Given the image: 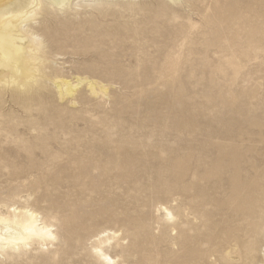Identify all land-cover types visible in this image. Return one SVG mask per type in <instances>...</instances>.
Returning a JSON list of instances; mask_svg holds the SVG:
<instances>
[{
  "label": "rangeland",
  "instance_id": "374dc122",
  "mask_svg": "<svg viewBox=\"0 0 264 264\" xmlns=\"http://www.w3.org/2000/svg\"><path fill=\"white\" fill-rule=\"evenodd\" d=\"M71 1L68 12L58 13L60 23L44 24L51 27L49 47L60 54L57 66L69 79L103 82L113 98L108 104L97 100L72 106L53 89L42 99L32 94L36 100L22 109L11 90H5L0 100V198L19 188L29 190L32 201L47 199L41 207L46 211L70 212L64 180L71 167L81 169L90 175L84 183L94 186L91 197L106 200L95 207L134 212L147 205L144 210L152 212L137 228L141 246L124 264H151L146 257L164 264L165 256L178 247L173 246L176 241L163 238L166 225L148 206L153 194H172L178 188V203L185 200L183 185L195 182L192 173L199 156H209L203 172L219 159L230 162L232 148L220 153L226 142H242L240 149L255 155L258 133L264 134V51L245 52L244 37L231 40L243 51L235 74L228 61L231 47L222 41L227 32L221 29L217 35L191 28L202 26L193 10L199 0ZM218 1L235 12L249 13L245 21L259 13L256 5H264V0ZM171 56L177 70L174 81H159ZM128 150L139 158L121 165ZM189 163L192 169L184 176ZM126 173L133 181L129 196L116 181ZM229 178H223L227 186L221 190L226 199L231 195ZM205 182L212 188L218 179ZM89 208L80 206L76 212L86 216ZM75 248L66 264H92L81 246ZM57 249L66 247L33 248L27 256L0 264H56L48 260ZM184 257H189L187 251L180 250L169 264Z\"/></svg>",
  "mask_w": 264,
  "mask_h": 264
},
{
  "label": "bare ground",
  "instance_id": "6f19581e",
  "mask_svg": "<svg viewBox=\"0 0 264 264\" xmlns=\"http://www.w3.org/2000/svg\"><path fill=\"white\" fill-rule=\"evenodd\" d=\"M71 6V0H0V100L7 89L11 90V96L22 109L36 100L32 94L42 99L45 98L44 92L53 89L60 100L72 106L97 100L108 104L112 100L113 95L103 82L83 77L69 79L57 66L60 54L49 47L47 38L50 37L47 35H50L51 27H44V24L58 22V13ZM255 8H259V13L248 21L244 20V15L247 17L249 13L235 12L218 0H199L193 8L202 20V26L196 28L197 25L193 24L192 30L201 28L217 35L221 34V29L227 32L222 41L231 47L228 61L235 74H238V58L243 51L231 40L244 37L248 46L245 52L264 51V5L259 3ZM38 23L40 27H37ZM52 39L57 41L54 35ZM173 66L171 56L159 81H174L173 74L177 70ZM258 134L256 147L259 145V148L254 151L255 155L242 151V142L232 141L229 146L226 142L220 146L223 148L220 153L224 155L232 148L230 162L219 159L205 172L202 166L209 156H199L192 173L195 182L183 185L182 195L186 199H181L180 203L181 197L176 199L181 194L178 188L172 194L161 190L153 194L148 206L153 214H160L158 219L166 225L163 238L167 242L176 241L173 246L178 247L165 256L164 264L175 259L180 250L187 251L189 257L175 264H264V134L262 131ZM135 155L128 150L121 165H132V157L139 158ZM176 160L179 161V156ZM188 165L184 176L192 169L190 163ZM228 167L232 169L225 172ZM71 168L69 179L64 180L68 183L64 193L67 197L65 205L71 208L70 212L44 210L41 207L47 199L32 201L29 190L14 188L6 196H1L0 216H4L7 223L0 224V261L27 256L33 248L43 251L66 247L52 251L48 260L66 264L73 257L75 247L81 246L92 264H124L128 254L141 246L137 228L140 222L151 218L152 212L144 210L147 205L134 212H120L116 207H95L106 200L92 198L94 186L91 189L84 183L90 175L81 169L76 170V167ZM94 168L99 170L97 166ZM224 177L231 179V195L227 199L226 193H221L227 186ZM210 179H218L212 188H208L205 182ZM116 181L127 189L125 196H129L132 176L126 173L118 176ZM198 186L202 189L197 191ZM23 193L27 195L23 196ZM174 202L177 203L173 205ZM86 205L91 206L90 214L85 216L76 212L77 207ZM134 219L137 221L133 222ZM222 225L224 228L220 229ZM145 262L156 264L148 257Z\"/></svg>",
  "mask_w": 264,
  "mask_h": 264
},
{
  "label": "clouds",
  "instance_id": "9594fccd",
  "mask_svg": "<svg viewBox=\"0 0 264 264\" xmlns=\"http://www.w3.org/2000/svg\"><path fill=\"white\" fill-rule=\"evenodd\" d=\"M6 223H7V221H6L5 217L4 216H0V224H6ZM45 233L48 234V230L47 229H45ZM49 238L53 239V240L55 239L54 236H50Z\"/></svg>",
  "mask_w": 264,
  "mask_h": 264
}]
</instances>
